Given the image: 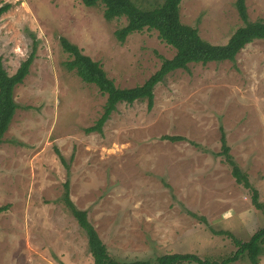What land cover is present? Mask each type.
Returning a JSON list of instances; mask_svg holds the SVG:
<instances>
[{"label": "rangeland", "instance_id": "374dc122", "mask_svg": "<svg viewBox=\"0 0 264 264\" xmlns=\"http://www.w3.org/2000/svg\"><path fill=\"white\" fill-rule=\"evenodd\" d=\"M133 1L152 9L165 0ZM237 1L183 0L181 21L205 41L226 45L244 26ZM3 2L12 6L0 20L5 69L14 75L34 48L36 56L14 91L20 109L0 145V209L7 208L0 213V264H94L85 232L62 201L67 181L72 201L119 262L167 254L223 262L238 247L217 232L248 242L264 227V210L218 155L223 128L232 159L264 205V40L235 62L169 74L155 88L152 110L146 100L119 104L102 134H88L107 96L66 68L72 57L62 39L100 63L121 89L143 85L176 51L154 30L119 42L115 33L127 20L107 21L102 4ZM245 5L251 22H264V0Z\"/></svg>", "mask_w": 264, "mask_h": 264}, {"label": "trees", "instance_id": "16d2710c", "mask_svg": "<svg viewBox=\"0 0 264 264\" xmlns=\"http://www.w3.org/2000/svg\"><path fill=\"white\" fill-rule=\"evenodd\" d=\"M183 0H165L158 8L144 9L133 0H82L87 7L104 5V17L107 21L126 18L127 25L118 30L115 35L119 42L135 33L145 30L158 32L159 39L172 47L176 55L172 59H163L160 70L148 79L143 85L134 88L121 89L115 82L109 79L100 63L95 62L89 56L83 54L81 49L71 44L66 39L61 40V45L72 59L66 63V68L75 72L78 77L87 84H93L101 93L107 96L103 115L97 123L86 129L88 134L103 133V128L110 119L119 104L133 105L137 101L146 100L148 110H152L155 104V88L165 78L178 70H188L191 64L208 65L210 63L235 62L237 55L249 44L264 40V22H251L248 17L245 0L237 1L239 16L244 26L236 31L226 45H213L199 35V31L182 23L180 5ZM12 6L0 0V20ZM36 48L29 58L24 61L14 75H9L0 56V145L4 142V136L11 125L20 106L14 100V91L17 86L23 84L30 73V68L35 60ZM221 151L218 154L225 158V162L232 168V175L236 182L251 193L252 203L258 210H264V205L259 202V191L253 187L249 178L232 159L230 147L224 129L221 128ZM163 140L172 143L186 141L179 136H164ZM194 144V143H193ZM195 145V144H194ZM64 162V160L62 159ZM62 201L78 225L85 232L90 253L94 264H231L243 258H247L251 264H260V258L264 256V227L256 232L248 242H241L230 232H217L233 239L238 251L233 257L223 262L203 260L195 254H167L158 257L154 262L137 260L131 262H119L114 259L99 236V233L89 220L88 212L77 208L71 199L70 181L64 184ZM7 208L0 209V213ZM195 216V215H193ZM206 223L205 219H202Z\"/></svg>", "mask_w": 264, "mask_h": 264}]
</instances>
